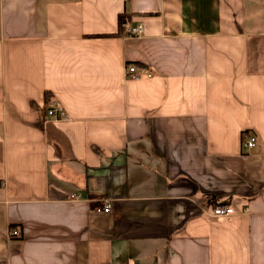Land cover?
<instances>
[{
	"label": "crops",
	"instance_id": "crops-1",
	"mask_svg": "<svg viewBox=\"0 0 264 264\" xmlns=\"http://www.w3.org/2000/svg\"><path fill=\"white\" fill-rule=\"evenodd\" d=\"M0 264H264V0H0Z\"/></svg>",
	"mask_w": 264,
	"mask_h": 264
},
{
	"label": "built area",
	"instance_id": "built-area-1",
	"mask_svg": "<svg viewBox=\"0 0 264 264\" xmlns=\"http://www.w3.org/2000/svg\"><path fill=\"white\" fill-rule=\"evenodd\" d=\"M145 33V26L142 23L130 24L124 28L123 36L126 38H140ZM127 75L138 79L140 77L136 66L129 67L127 70ZM47 115L49 117L68 119L66 113L58 106L52 107ZM257 146V140L255 136H250L246 140H243L242 147L245 151H251ZM81 196H77L80 198ZM82 200H88L86 197H81ZM98 213L110 214L112 212L111 202H103L100 206L95 208ZM211 215L216 218H229L235 215V211L232 207L227 204H216L211 208Z\"/></svg>",
	"mask_w": 264,
	"mask_h": 264
},
{
	"label": "trees",
	"instance_id": "trees-1",
	"mask_svg": "<svg viewBox=\"0 0 264 264\" xmlns=\"http://www.w3.org/2000/svg\"><path fill=\"white\" fill-rule=\"evenodd\" d=\"M129 19H131V15L127 14V13H122L119 15V34L122 33L125 25L127 24V22L129 21ZM51 99L49 98V95L47 96V102L50 103ZM52 107H48V109L50 110ZM48 110V111H49ZM217 204V202H215V205ZM214 205V204H213ZM12 236H15L14 233Z\"/></svg>",
	"mask_w": 264,
	"mask_h": 264
},
{
	"label": "rangeland",
	"instance_id": "rangeland-1",
	"mask_svg": "<svg viewBox=\"0 0 264 264\" xmlns=\"http://www.w3.org/2000/svg\"><path fill=\"white\" fill-rule=\"evenodd\" d=\"M123 36V35H122ZM58 120H65V119H60V118H58Z\"/></svg>",
	"mask_w": 264,
	"mask_h": 264
}]
</instances>
